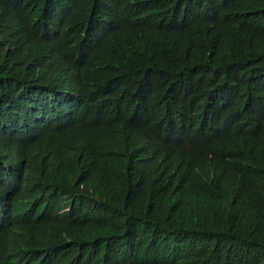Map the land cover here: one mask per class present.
I'll return each mask as SVG.
<instances>
[{
  "label": "clouds",
  "instance_id": "obj_1",
  "mask_svg": "<svg viewBox=\"0 0 264 264\" xmlns=\"http://www.w3.org/2000/svg\"><path fill=\"white\" fill-rule=\"evenodd\" d=\"M225 7L218 2L202 15L201 0H185L171 23L190 26ZM117 13L124 10L109 3L93 8L84 0H0V229L11 225L16 214L53 212L56 218L81 219L98 209L114 213L98 207L92 191L89 201H82L79 193L95 181L104 183L111 169L121 181L135 182L137 164L96 151L97 138L114 140L121 132L122 121L104 120L115 105L130 106L131 114L135 109V125L154 114L148 123L156 124L158 139L175 159L194 154L204 160L198 191L204 195V208L217 212L216 223H264V150L233 154L223 145L210 148L208 142L247 120L255 134L264 135V66L246 65L256 48L264 47L245 44L226 57L232 68L194 69L176 81L165 74L162 61L131 55L125 59L151 82L141 92L155 93L162 83L164 101L151 111L148 99L139 102L138 95H128L103 102L97 115L83 96V61L111 30L116 32ZM251 23L264 24V17ZM197 51L207 53L203 47ZM118 54L105 57L102 67L111 69ZM189 117L196 120L186 126ZM43 140L48 142L45 156L39 153ZM141 144L147 150L148 141ZM57 178L64 180L62 188L43 183ZM139 184L152 211L159 200L153 188L162 183L150 177ZM257 231H264V225ZM28 257L11 261L23 264ZM27 264H48V256H32Z\"/></svg>",
  "mask_w": 264,
  "mask_h": 264
},
{
  "label": "trees",
  "instance_id": "obj_2",
  "mask_svg": "<svg viewBox=\"0 0 264 264\" xmlns=\"http://www.w3.org/2000/svg\"><path fill=\"white\" fill-rule=\"evenodd\" d=\"M218 2L227 7L196 24L180 27L171 22L174 14L184 9L185 0H84L93 8L109 3L124 10L117 13L116 32L111 30L101 45L84 56L83 96L91 109L98 115L103 102L128 95H138L139 102L148 99L151 111L164 101L162 83L155 93L141 92V87H150L151 82L125 59L131 55L162 61L165 74L176 81L179 74L194 69L205 72L222 66V72L224 67L232 68L225 64L226 57L245 44L264 47V24L251 23L254 17H264V0H201L202 15ZM200 47L207 52L203 56L197 51ZM118 50L114 66L103 68L104 58ZM246 65L250 69L264 66V49L256 48ZM130 111V106L115 105L105 112V122L123 124L116 139L97 138L96 151L108 159L137 164L135 182L121 181L111 169L104 183L95 181L79 193L82 201H89L92 191L93 202L114 213L98 209L81 219L56 218L53 212L25 217L16 214L11 225L0 229V264H13L12 257L25 256H48V264H264V231H257L264 223H216L217 212L204 208V195L198 191V171L204 160L194 154L175 159L158 139L156 124L148 123L154 114L135 125L137 112ZM195 120L187 118L186 126ZM146 141L144 150L141 143ZM208 142L210 148L223 145L233 154L264 150V135L255 134L249 120ZM47 147L43 140L41 156L47 154ZM52 156L56 158V153ZM150 177L162 183L153 188L159 200L152 211L151 200L139 184ZM43 183L55 188L65 184L61 178ZM248 247L260 252L252 253Z\"/></svg>",
  "mask_w": 264,
  "mask_h": 264
}]
</instances>
